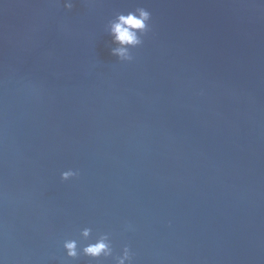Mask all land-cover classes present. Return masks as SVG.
I'll use <instances>...</instances> for the list:
<instances>
[{
    "label": "water",
    "instance_id": "1",
    "mask_svg": "<svg viewBox=\"0 0 264 264\" xmlns=\"http://www.w3.org/2000/svg\"><path fill=\"white\" fill-rule=\"evenodd\" d=\"M72 2L0 0V264H96L62 247L84 227L133 264H264V0Z\"/></svg>",
    "mask_w": 264,
    "mask_h": 264
},
{
    "label": "clouds",
    "instance_id": "2",
    "mask_svg": "<svg viewBox=\"0 0 264 264\" xmlns=\"http://www.w3.org/2000/svg\"><path fill=\"white\" fill-rule=\"evenodd\" d=\"M64 7L71 9L72 0H64ZM105 32L111 38L110 54L120 62H132V49L143 45L144 37L151 31V13L144 7H136L127 13L118 12L105 24ZM79 175L78 170L68 169L61 173V180L68 181ZM125 231H133L131 224H125ZM66 259L78 261L81 257L96 264H133L135 253L125 244L119 252L113 246L110 232H98L93 236L90 227L79 231L77 238H67L62 242Z\"/></svg>",
    "mask_w": 264,
    "mask_h": 264
}]
</instances>
